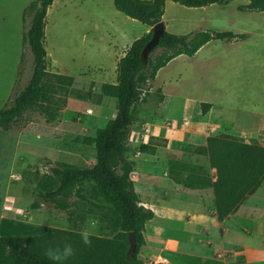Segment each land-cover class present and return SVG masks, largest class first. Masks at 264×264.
<instances>
[{
    "label": "rangeland",
    "instance_id": "1",
    "mask_svg": "<svg viewBox=\"0 0 264 264\" xmlns=\"http://www.w3.org/2000/svg\"><path fill=\"white\" fill-rule=\"evenodd\" d=\"M33 1L0 0V109L24 88L31 76L32 57L28 49H23L21 40L26 26L23 12ZM244 5L243 0L202 8H186L171 1L165 3L162 22L168 33L232 32L245 35L246 39L213 40L199 50L196 58L180 56L171 61L158 72L150 83L149 94L136 106L133 126L151 122L153 114L161 109L162 94L166 97L171 121H177L181 108L178 104L187 105L177 133H202L208 117L202 113V103L214 106L208 122L225 123H221L218 130L209 126L212 132L204 129L206 133H214L211 136L222 133L242 142L233 136L236 132L227 123L241 125L244 130H251L248 128L257 124L264 126V13L239 11L238 7ZM149 31L150 28L116 11L113 0H54L45 18L46 63L50 72L73 77L74 84L68 98H41L42 103L60 109L59 118L52 124H47L35 112H28L20 123L7 131L0 130V236L37 237L51 227L77 233L90 227L92 236L106 239L119 232L109 222L108 211L87 189L83 200L71 199L75 202V207L70 209L71 220L69 214L55 210L50 204H41L38 210L31 206L37 201L34 187L46 171V161L78 167H88L95 162L94 146L85 144L83 139L93 137L96 129L115 111L114 100L102 98L100 86L115 82V57H123L131 44ZM170 120H164L169 129L173 127ZM253 133L250 143L264 148V130L255 129ZM153 135L155 133H131L126 144L128 157L138 152L146 161L145 168L136 169L140 201L167 207L174 199L183 200L188 206L172 201L166 210L169 218L157 216L146 223L143 232L146 247L141 259L155 261L153 264H160L158 256L180 259L170 254L173 251L185 253L180 254L184 261L181 264H203V257L212 259L210 264H220V260L228 258V253L223 255L215 248L241 243L245 241V234L229 233L225 237L218 232L213 220L201 217L196 205H202L204 213L208 208L212 210L207 192L176 185L170 177L159 180L161 183L157 186L146 185L152 184L146 178L158 171V168L153 169L156 158L163 171L172 161L192 165L208 163L206 154L198 156L201 139H196L191 146L196 149L180 157L174 154L178 152L177 145L169 148L163 140L154 142ZM156 147L161 149L158 156L153 152ZM152 190L156 191L154 195ZM204 236H211L215 246ZM249 242L250 246L260 242L264 247V241L253 238ZM158 248L162 251L158 252ZM157 252L155 257L146 256Z\"/></svg>",
    "mask_w": 264,
    "mask_h": 264
},
{
    "label": "trees",
    "instance_id": "2",
    "mask_svg": "<svg viewBox=\"0 0 264 264\" xmlns=\"http://www.w3.org/2000/svg\"><path fill=\"white\" fill-rule=\"evenodd\" d=\"M167 1L186 8H202L225 6L236 0H113V6L123 16L151 29L162 21ZM243 1L246 5L238 7L239 11L264 13V0ZM53 2L34 0L23 12L26 26L21 42L23 49H28L32 57L31 76L24 88L0 109V130L7 131L20 123L28 112H35L51 123L59 118L60 109L42 103L41 98L69 96L73 78L49 72L46 63L45 18ZM151 37L152 32L149 31L136 39L117 62L115 83L100 86L101 95L114 100L116 113L113 119L96 129L93 137L83 139L85 144L94 146L96 164L78 167L46 161V171L34 187L37 201L32 204V209L38 210L41 204H50L55 210L69 214L70 220V209L75 207L71 199L83 200L87 189L108 211L109 222L119 232L110 239L91 235L89 246L82 243L80 233L52 227L37 237L0 236V264H54L45 255L46 251L49 248L62 249L65 245L72 247L73 255L64 264H148L140 258L139 252L145 243V225L154 214L140 205L130 178L134 163L126 156L136 106L149 94L150 83L157 73L174 59L180 56L191 58L213 40L232 42L246 39L245 35L232 32L178 35L165 31L157 47L143 60L142 50ZM21 62L22 56L18 66ZM20 73L18 69L17 75ZM210 107L202 104V113L205 114ZM197 152L207 155L209 166L216 172L215 182L211 183L207 176L197 174L194 167L188 168L190 176L177 182L189 189L212 188L216 220L222 222L264 180V148L256 143L238 142L219 133L206 138L205 147L197 149ZM128 233L133 234L136 242V252L130 259H126Z\"/></svg>",
    "mask_w": 264,
    "mask_h": 264
},
{
    "label": "crops",
    "instance_id": "3",
    "mask_svg": "<svg viewBox=\"0 0 264 264\" xmlns=\"http://www.w3.org/2000/svg\"><path fill=\"white\" fill-rule=\"evenodd\" d=\"M196 54L192 58H196L195 57ZM120 58L115 57V63H117ZM116 66H117V64H116ZM48 71H49V68H48ZM52 73H56V72H52ZM115 73H116V71H115ZM60 75H63V74H60ZM113 76L115 77V75H113ZM69 77H71V76H69ZM115 79H116V77H115ZM114 83H108V84H114ZM73 84H74V81H73ZM103 84H105V83H103ZM72 88H73V85L69 91V96L71 94ZM149 89L151 90V87ZM158 90H160V89H158ZM161 94H162V92H161ZM69 96H67L66 98H68ZM55 97L60 98L58 96H55ZM101 97L104 98L105 96L101 95ZM162 97H163V101L161 104H159L160 105L159 107L161 109L158 110V114H153V116L150 120L151 122H146V121L144 122L143 121L141 123H137L135 126L132 127L131 133H155V135H153V137L155 138V139H153L154 142L161 143L163 140L169 148L172 145H177L176 150H178V152L174 151L175 155H178L181 157L183 155H186V151H193L194 149H196V147H193V148L191 147L194 144L196 139H201V143L199 145L200 148L205 147L206 138H208L212 134H214V133H211L212 129H210L209 126L210 127L215 126L216 130H218L221 126V123L225 124L223 122H220V123L215 122V124L213 125L210 122H208L209 115H210V113L214 107L213 104H209L211 107L205 113L206 114L205 116H208V117H207V123L205 124L204 129L207 128V130L211 131L210 133H206V131L204 129L201 131L202 133H177L176 129H180V127L183 123L182 118H183V114L185 112L187 105H185L183 103L178 104L179 106H181V108H180V110H178L179 114L177 116L178 117L177 121H171L169 115H167L168 110H166V107H167V101L165 99L166 97L163 94H162ZM174 101H177V99H174ZM202 104H207V103H202ZM115 113L116 112L114 111V113L109 118H107L105 120L107 121L109 119H113L115 116ZM160 117H162V118H160ZM41 118L45 121V119L43 117H41ZM164 120H166V121L170 120L172 122L173 127L170 129L168 127H166ZM55 121H53V122H55ZM53 122H51V123L46 122V123L52 124ZM226 125L231 126L232 129L235 130L236 133H233V136L242 139V142L246 143V144L250 143L249 138L253 137V135H254L253 130H255V129L264 130V126L262 124H260V125L257 124L254 126V128H248L251 130H244V128L241 125H235V124L232 125L229 123H227ZM136 126H138V127H136ZM198 128H199V126H197L196 129H198ZM196 134H198L199 137ZM145 137H147V136H145ZM153 152L155 153V156H158V155H160L161 149L159 147H156V150H153ZM131 154H133V157L132 156L128 157V149H127L126 156L130 161H132L134 163L133 172L131 173L130 178L134 183V190H135L136 194L138 195L136 186H137L140 179L138 177L139 172L136 169L138 167L139 168H142V167L145 168L146 161L144 160V158L142 159L140 153H138V152H135V153L133 152ZM198 156H201V155H198ZM155 161L157 163H156V165H154L153 169L158 168V171L156 174H153L151 177L146 178L148 181H150L152 183V184H146L147 187H151L154 185L157 186L159 183H161V181H159V180H161V179L165 180L166 178L168 179V177H170L171 180L173 181V183H175L176 185H181L182 187H184L182 184H179L177 181L179 179H183V178L191 175L190 169H188L190 167H194L195 172L197 174H200L201 176H204V174H206L207 179L210 180L211 183H214L216 180V172L214 169H212L209 166V162L207 160L206 161L208 163H206L205 165H192V164H185V163L172 161L169 163V165H165L166 171L161 170L160 163L158 162L157 158L155 159ZM63 163H65V162H63ZM95 164H96V157H95V162L91 166H93ZM88 167H90V166H88ZM184 188H186V187H184ZM187 189H189V188H187ZM197 190L206 191L210 197L211 204H212V210H210L208 208L206 213H204L205 210L202 207V205H199V206L196 205V207H197L196 209H198L200 211V213L199 212L198 213L201 215V217L205 216V217H208L210 220H213L216 223V226H217L216 228H217L218 232L221 231L225 237H227V235L229 233L240 232L242 234H245L244 235L245 241H243L241 243H238L236 245H230V247H227V248L224 247L225 244H222L221 249L214 247L215 250H217V252H220L223 255L228 253V258H223L222 260H220L221 261L220 264H264V247L260 246V242H259V244L255 243L256 246H254V245L250 246L249 245V243H250L249 240H252L253 238L258 239L259 241H264V180L261 182L260 186L256 189V191L253 194L247 196V198L239 206H237L236 209L222 222H218L216 220L215 208H214V196H213L212 188L205 187L203 189H197ZM151 193L154 195L156 193V191L152 190ZM138 198H139V202H140L141 206H143L146 209H150L153 212V214H154L153 219L156 218L157 216L167 217L168 216L167 211H166L167 207L170 208L169 206L172 205V201H176L174 199L171 200L170 203L167 204V207H165L164 205L150 206L146 203L145 204L142 203L140 201L139 195H138ZM176 202L180 206H184V207L188 206V205L183 203V200H177ZM181 216H183V215H181ZM167 218H169V216ZM177 218H179V217H177ZM205 226L206 225H203V227H205ZM256 226H258V227H256ZM204 239L209 240L211 242V244L213 246H215L213 244V240L211 239V236H204ZM219 239L221 240L223 238H221L219 236ZM144 242H145V240H144ZM144 245H145V243H144ZM145 247L146 246H142L140 248L139 256L144 257L143 250ZM157 250H158V252L162 251L159 248ZM158 252L154 256H150V255H146V256H147V258L155 257L156 255L159 254ZM170 254L171 255H177L178 258H180V259L174 260V259H169L168 257H162V256H158V258H161V261L164 262L163 264H170V262H172V263L175 262V263L181 264L183 257L180 254H185V253L184 252L177 253V252L170 251ZM218 257H222V255H219ZM202 259L205 260L203 264H210V262L212 261V259H208L205 257H203ZM147 260H149V259H147ZM161 261H159V262H161ZM214 261H215V259H214ZM153 262H155V261L149 260V262H146V263L153 264ZM182 263H184V261H182ZM160 264H162V263H160Z\"/></svg>",
    "mask_w": 264,
    "mask_h": 264
},
{
    "label": "water",
    "instance_id": "4",
    "mask_svg": "<svg viewBox=\"0 0 264 264\" xmlns=\"http://www.w3.org/2000/svg\"><path fill=\"white\" fill-rule=\"evenodd\" d=\"M150 31L152 32V37L150 41L145 45L144 49L142 50L141 57L143 60H146L149 53L157 47L159 43V39L165 33V25L161 21L155 24ZM136 252V242L132 233H128V250L126 252V259H130L134 256Z\"/></svg>",
    "mask_w": 264,
    "mask_h": 264
},
{
    "label": "clouds",
    "instance_id": "5",
    "mask_svg": "<svg viewBox=\"0 0 264 264\" xmlns=\"http://www.w3.org/2000/svg\"><path fill=\"white\" fill-rule=\"evenodd\" d=\"M92 235V230L90 227H85L81 230L80 236L81 241L85 246L91 244L90 236ZM45 255L51 259L54 264H64V262L73 255V249L70 245H65L62 249L60 248H49Z\"/></svg>",
    "mask_w": 264,
    "mask_h": 264
},
{
    "label": "built area",
    "instance_id": "6",
    "mask_svg": "<svg viewBox=\"0 0 264 264\" xmlns=\"http://www.w3.org/2000/svg\"><path fill=\"white\" fill-rule=\"evenodd\" d=\"M160 263H162V264H163L164 262H163V261H161Z\"/></svg>",
    "mask_w": 264,
    "mask_h": 264
}]
</instances>
